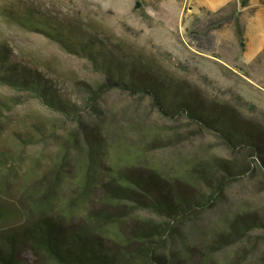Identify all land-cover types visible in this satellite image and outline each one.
Wrapping results in <instances>:
<instances>
[{"label": "rangeland", "instance_id": "obj_1", "mask_svg": "<svg viewBox=\"0 0 264 264\" xmlns=\"http://www.w3.org/2000/svg\"><path fill=\"white\" fill-rule=\"evenodd\" d=\"M27 9L39 25L49 20L50 31L74 27L76 34L62 42L26 26ZM88 37L182 79L207 102L234 106L264 131V0H0V39L13 47V60L45 71L78 106L76 114L59 111L0 81V232L42 214L78 221L107 209L124 214L116 229L130 238L143 220L164 217L108 200L109 175L156 168L190 181L189 192L203 197L219 177L226 182L212 206L175 222L167 251L176 259L187 251L179 263L264 264V163L255 146H233L184 112L167 114L148 93L116 87L96 102L85 82L106 72L79 48ZM91 138L100 150L90 147ZM88 170L94 177L86 187ZM245 215L262 222L236 230L235 218ZM25 254L48 261L37 248Z\"/></svg>", "mask_w": 264, "mask_h": 264}, {"label": "trees", "instance_id": "obj_2", "mask_svg": "<svg viewBox=\"0 0 264 264\" xmlns=\"http://www.w3.org/2000/svg\"><path fill=\"white\" fill-rule=\"evenodd\" d=\"M241 3L242 6H247L250 0H241ZM25 11L23 20L16 14L9 15L22 20L28 27L44 28L49 32L47 34L62 42L70 41V36L76 34L74 27L66 29L59 26L50 31L49 20L42 21L43 25H39L34 20L35 13L30 9ZM62 22L59 24H63ZM49 24L52 25L50 22ZM84 42L79 48L88 50L99 68L106 72L105 79L94 83L85 82L93 100L98 102L106 91L116 87L148 93L167 114L184 112L193 121L220 132L233 146H255L264 163V131L255 122L241 117L234 106L213 100L207 102L198 88L147 64L137 63L117 54L106 46L103 39L88 37ZM13 53L10 43L0 39L2 83L31 91L53 109L76 114V101L68 100L65 92L58 88V83L49 79L45 71L33 64L15 62ZM16 102L20 100H15L14 103ZM84 135L88 137L85 131ZM89 143L91 148L100 150V142L97 140L91 138ZM252 149L254 148L251 147ZM93 154L90 153L91 159L94 158ZM88 173L83 179L86 187L90 186V180L94 177L90 175L91 171L88 170ZM109 176L110 183L106 191L108 200L117 204L130 201L134 206L150 209L164 219L143 220L133 229L130 238H127L116 229V225L124 218L123 213L92 209L78 221H68L64 216L42 214L18 228L0 232V264H181L179 260L187 257V251L177 259L167 251L168 236H174L175 222L188 219L193 213L212 206L218 193L226 186L225 180L219 177L216 182H212L211 193L203 197L189 192L187 184L190 181L173 179L156 168L145 171L119 169ZM203 176L206 180L209 179L208 175ZM234 221L239 227L236 230H245L262 222L246 215L235 218ZM228 232L234 234L233 230ZM233 242L231 239L228 244ZM222 244L225 245L223 242ZM222 244L220 245L223 246ZM28 246L42 251L48 257L47 263L29 259L25 254ZM212 247V251L217 250Z\"/></svg>", "mask_w": 264, "mask_h": 264}]
</instances>
